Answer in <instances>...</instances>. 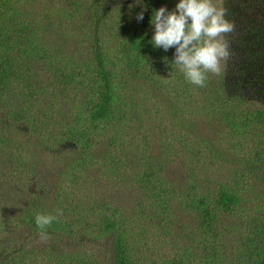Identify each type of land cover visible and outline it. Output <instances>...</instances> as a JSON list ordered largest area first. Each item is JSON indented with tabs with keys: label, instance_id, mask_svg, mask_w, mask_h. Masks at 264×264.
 Instances as JSON below:
<instances>
[{
	"label": "trees",
	"instance_id": "16d2710c",
	"mask_svg": "<svg viewBox=\"0 0 264 264\" xmlns=\"http://www.w3.org/2000/svg\"><path fill=\"white\" fill-rule=\"evenodd\" d=\"M176 3L0 0V264H147L159 253L154 236L177 244L164 264H264V0H222L236 24L233 55L204 87L173 63L174 47L152 44L151 16ZM190 92L204 99L194 107L202 122H184ZM202 123L218 136L210 158L244 169L230 181L169 177L167 153ZM45 157L55 162L41 171ZM104 175L124 184L107 199L63 189L79 181L88 190ZM57 209L42 241L35 218ZM7 218L25 228L16 240L5 238ZM60 240L70 252L54 246Z\"/></svg>",
	"mask_w": 264,
	"mask_h": 264
},
{
	"label": "clouds",
	"instance_id": "9594fccd",
	"mask_svg": "<svg viewBox=\"0 0 264 264\" xmlns=\"http://www.w3.org/2000/svg\"><path fill=\"white\" fill-rule=\"evenodd\" d=\"M228 11L213 0H178L172 11L162 6L150 19L154 26L152 44L165 51L174 47L173 63L188 82L204 87L208 74L219 75L233 55L228 37L236 32V24L228 18ZM136 19H143V11ZM62 215L63 210L57 209L55 215L36 216L42 241L46 242L47 229Z\"/></svg>",
	"mask_w": 264,
	"mask_h": 264
},
{
	"label": "rangeland",
	"instance_id": "374dc122",
	"mask_svg": "<svg viewBox=\"0 0 264 264\" xmlns=\"http://www.w3.org/2000/svg\"><path fill=\"white\" fill-rule=\"evenodd\" d=\"M221 2H222V0H213V3L216 4L218 7H223V6H221ZM174 9L175 8L172 7L170 10L172 11ZM167 79L170 80V83L172 81H174L173 80L174 77H172V78L167 77ZM188 100L191 103V108L188 110V115L185 117L184 122H186V121L202 122V119L200 117H198V115L195 113L194 107L199 106L198 102H200L203 106L205 104L204 99H201L199 96H197L196 93L190 92V97L188 98ZM189 101L186 102V108L189 107ZM196 108L198 110L200 109V107H196ZM199 112H200V110H199ZM202 118H203V121H205V115L204 114H202ZM15 135H17L16 140L19 143H25L26 144L27 141H29L31 144H33V142L36 141V137L32 133H30L27 136L22 135V133H16ZM199 137H201L202 139H204L205 141L208 142L207 146H204L199 141ZM196 138H197V140H196ZM216 138H218V136H216V131L214 130V128L209 127L208 125L203 124V123H202V127H199L197 129L196 135L190 134L187 131L181 132L180 133V141H181L180 146L176 142H174V146H175L176 150L173 151L172 153H170V152L167 153L169 160H171V163H168L169 172H170L169 177L170 178H174V177L177 178L178 175H181L180 177L188 175V177H190V176L194 177V180L209 177L208 179H210L211 182H214V181L226 182V181H230L232 179V176H231L232 171L231 170H233V168L238 172V174H241L242 170L244 171L242 165H240L236 162L230 161V160L225 161L224 157H220L217 160H214V159L212 160L210 158L209 150L216 149V147L214 148V142H215ZM171 139L173 140L174 137H172ZM231 142L232 141L228 137H225L224 143L222 142V144H221V149H225L226 144L231 143ZM219 144H220V141H219ZM193 146H196L195 149L197 150V153H198L196 159H194L193 155L191 154V148H193ZM219 148H220V146H219ZM95 149H104V148L97 146ZM29 153L34 154V155L36 154V152L34 150H29ZM29 153L24 152V155H23V160L28 165L32 162L30 160V156H29L30 154ZM236 158H237V155H236ZM140 160H141V168H143L144 167L143 166L144 158L140 157ZM51 161L55 162V158H52V157L43 158L42 162L46 165H45V167H43L42 164L38 165L40 168L39 170H41V169L49 170V168H52L53 164L51 163ZM58 168H59V166L57 167V169ZM97 171L98 172H104L103 169H97ZM52 173H56V171H53ZM47 174H51V173H47ZM46 183H48V182H46ZM48 184H50V183H48ZM67 185H65L63 187V189L67 190V191L70 190L72 196L75 199L81 197L80 200L83 202H86V201L89 202L90 198H99L100 197L102 199H107V193L120 192V190L124 186V184H122L120 182V180H118V179H107L106 175L101 176V177L97 178L96 181L92 182V187H90L88 190L84 189L82 191L80 189L81 184L79 181L69 182V183H67ZM50 205H52V204L50 203ZM10 218H7L9 223H6V227L4 230V234L7 235L5 238L7 240H16L22 236L25 228H14ZM176 228L177 227L174 226V229H176ZM175 232H176V230L172 229V234H174ZM156 238H157L156 236L150 238L151 240L149 243L150 245L155 244L159 248V253L154 251L153 249L149 253L156 260V262H150L148 260H145V262L147 264H164L163 261L164 260L167 261V259L164 258V255L174 256L177 252V244L174 243V238H172L170 236H167V237L163 238L162 240H158ZM200 238L202 239V237L198 236V234H196V236L194 235L191 238V239H194V241L192 242V245L194 247H201L202 246L200 244ZM195 239H197V240H195ZM54 246L56 248H58L60 250V252H63V253L70 252L71 248H72L71 247L72 244H69L68 245L69 247H67L64 240H60V242L56 243ZM142 248L147 253V251L145 250L146 247H142ZM202 249H204V247H202ZM149 254L147 253L148 256H149ZM162 256H163V260H161ZM178 261H180V260H178ZM37 264H45V262L37 263ZM46 264H49V263H46Z\"/></svg>",
	"mask_w": 264,
	"mask_h": 264
}]
</instances>
